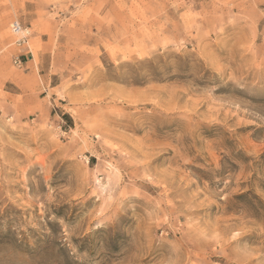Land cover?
<instances>
[{
    "label": "rangeland",
    "instance_id": "obj_1",
    "mask_svg": "<svg viewBox=\"0 0 264 264\" xmlns=\"http://www.w3.org/2000/svg\"><path fill=\"white\" fill-rule=\"evenodd\" d=\"M0 264H264V0H0Z\"/></svg>",
    "mask_w": 264,
    "mask_h": 264
},
{
    "label": "built area",
    "instance_id": "obj_2",
    "mask_svg": "<svg viewBox=\"0 0 264 264\" xmlns=\"http://www.w3.org/2000/svg\"><path fill=\"white\" fill-rule=\"evenodd\" d=\"M11 29L14 31V32H20L21 31V27H20V25L18 24V23H16V22H13L12 24H11ZM16 62L18 63V64H20V61H17V59H16Z\"/></svg>",
    "mask_w": 264,
    "mask_h": 264
}]
</instances>
